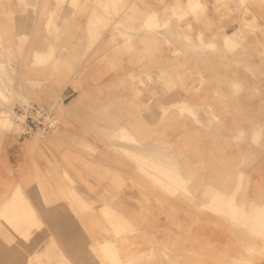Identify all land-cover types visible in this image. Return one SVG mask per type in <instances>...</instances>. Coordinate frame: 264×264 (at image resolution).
Masks as SVG:
<instances>
[{"label":"rangeland","instance_id":"374dc122","mask_svg":"<svg viewBox=\"0 0 264 264\" xmlns=\"http://www.w3.org/2000/svg\"><path fill=\"white\" fill-rule=\"evenodd\" d=\"M0 23V111L13 122L0 121L1 260H14L15 246L27 264L32 243L35 261L44 241L57 249L68 226L53 215L93 211L73 186L128 171L126 160L156 191L198 197L200 212L238 233L245 259H264V0H0ZM30 102L52 109L59 128L20 135L15 109ZM64 134L91 139L84 156L69 155L80 146ZM102 250L103 264L120 259L109 243Z\"/></svg>","mask_w":264,"mask_h":264},{"label":"crops","instance_id":"0c3cea01","mask_svg":"<svg viewBox=\"0 0 264 264\" xmlns=\"http://www.w3.org/2000/svg\"><path fill=\"white\" fill-rule=\"evenodd\" d=\"M6 29V24L0 23V34L4 38L0 44H8ZM13 35L16 39V21L14 27L10 28V37L13 38ZM69 87L62 91L63 101L71 95ZM74 137L75 134L63 135V140H78L80 146L78 150L69 149L67 152L69 155L78 152L79 156H84L86 151L81 146L91 139L83 134ZM8 146L10 156L19 157L18 160L26 155L14 142ZM109 156L119 159L118 151L115 150H111ZM112 158V164L119 163ZM126 164L130 169L128 171L120 172L119 166L115 167L118 168L116 170L111 167L110 172L104 171L107 179H98L95 172L94 178L80 179L73 186L80 190L86 201L93 204V211L80 212L78 215L73 212L54 214V220L68 226L58 234L60 246L49 251L46 249L48 240L44 241L43 245L36 248V254L41 259L35 261L32 243L34 250L31 264H103L99 257L103 254L102 246L105 243H109L120 256L115 264H264V259H245L238 233L231 232L227 224L220 223L215 214L200 212L198 206L202 202L198 197L184 200L156 191L148 185L146 176L137 170L135 162L126 160ZM81 166L80 160V174L87 177V172H82ZM194 167L197 165L192 163L191 168ZM92 189L95 192H88ZM104 210L107 212L104 213ZM108 212L112 215L111 224L107 222ZM119 224L126 229L118 235L113 226ZM114 250L109 252L114 253ZM14 253V260L0 259V264H27L18 246L14 247Z\"/></svg>","mask_w":264,"mask_h":264},{"label":"built area","instance_id":"2783aa9c","mask_svg":"<svg viewBox=\"0 0 264 264\" xmlns=\"http://www.w3.org/2000/svg\"><path fill=\"white\" fill-rule=\"evenodd\" d=\"M15 122L21 130L20 135L25 136L35 132L50 133L59 128V120L53 110L34 102L15 109Z\"/></svg>","mask_w":264,"mask_h":264},{"label":"bare ground","instance_id":"6f19581e","mask_svg":"<svg viewBox=\"0 0 264 264\" xmlns=\"http://www.w3.org/2000/svg\"><path fill=\"white\" fill-rule=\"evenodd\" d=\"M97 2H99V0H97ZM111 2V1H110ZM109 2V3H110ZM114 2V1H113ZM71 3V2H70ZM108 3V1H107V4H109ZM112 3V2H111ZM84 4H86L85 2H84ZM106 4V3H105ZM113 4V3H112ZM117 4V3H116ZM128 4V3H127ZM96 5V4H95ZM132 5V4H131ZM90 6V5H89ZM106 7H107V9H108V7H110V5H105ZM111 6H113V5H111ZM133 6V5H132ZM69 7V6H68ZM75 7V6H74ZM93 7V6H92ZM126 7V6H125ZM136 7V6H135ZM91 9V8H90ZM110 9V8H109ZM117 9V8H116ZM123 9V8H122ZM133 9V8H132ZM111 10V9H110ZM123 12H126V10L125 9H123L122 10ZM12 12V11H11ZM94 12H95V14H94V16L95 17H97V18H99L100 17V12H97V10L95 9L94 10ZM13 13V12H12ZM111 13V12H110ZM92 14V13H91ZM157 14L155 13V12H153V14L151 13V17H153L154 19V25H157V20H158V18H157V16H156ZM93 16V15H92ZM102 16V15H101ZM112 16V15H111ZM14 17V16H13ZM91 17V16H90ZM92 18V17H91ZM113 20H115V21H117V22H120V19L119 18H117V19H113ZM106 21H107V18H106ZM15 23V22H14ZM119 24V23H118ZM113 25V24H112ZM164 25H166V24H164ZM115 26H117V25H115ZM118 27V26H117ZM150 29L151 30H155V28H154V26L153 27H150ZM16 31V30H15ZM58 31V30H57ZM107 31V30H106ZM124 32V31H123ZM241 29H240V27H237V28H235L232 32H229L228 33V35H229V38L230 39H238L239 38V36H240V34H241ZM113 34V33H112ZM126 34V33H125ZM114 35V34H113ZM112 35V36H113ZM18 36V35H17ZM117 36V35H116ZM114 38V37H113ZM128 39V38H127ZM71 44V43H70ZM73 44V43H72ZM16 46V45H15ZM55 46V45H54ZM9 48H11L12 49V47H9ZM8 48V49H9ZM39 48V47H38ZM10 50V49H9ZM128 50H129V48H128ZM44 51H42L41 49H35V55H36V57H42V53H43ZM51 56V53L48 55V57H50ZM47 57V58H48ZM49 59V58H48ZM35 60H36V58H35ZM35 60H34V62H35ZM42 60V59H41ZM37 61V60H36ZM33 62V63H34ZM40 63V62H39ZM44 63H45V61H44ZM48 63V62H47ZM50 65H53V64H50ZM52 74V73H51ZM73 84L74 85H76V87L78 88L79 87V85L74 81L73 82ZM183 100V99H182ZM182 100H179V101H182ZM183 101H186L187 102V100H183ZM7 109H9V108H7ZM13 116V115H12ZM0 121H1V123L3 124V126H7V127H11L12 126V118H11V114H10V110H4V108L0 111ZM11 129V128H10ZM28 145V144H27ZM141 148V147H140ZM19 150V149H18ZM22 151V150H21ZM164 158V157H163ZM178 158V157H177ZM243 160H244V158H243ZM165 161V160H164ZM173 174V173H172ZM182 176V175H181ZM39 188V187H38ZM29 201V200H28ZM30 206V205H29ZM255 206V205H254ZM61 209V211H63V209L62 208H60ZM257 209V208H256ZM29 211V210H28ZM228 211V210H227ZM255 211V210H254ZM252 212V211H251ZM57 213H58V211H57ZM255 213V212H254ZM61 214H63V213H61ZM60 214V215H61ZM4 215V214H3ZM253 215V214H252ZM21 216V215H20ZM64 216H65V214H64ZM63 216V217H64ZM37 217V216H36ZM14 220V219H13ZM250 220V219H249ZM23 222V221H22ZM241 223V222H240ZM264 223V222H263ZM64 246V245H63ZM143 258V257H142ZM39 260V259H38ZM127 264V263H126Z\"/></svg>","mask_w":264,"mask_h":264}]
</instances>
